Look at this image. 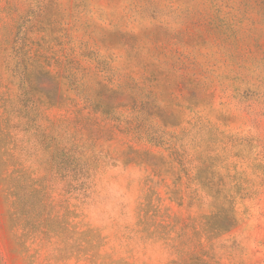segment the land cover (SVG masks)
<instances>
[{"label": "rangeland", "instance_id": "rangeland-1", "mask_svg": "<svg viewBox=\"0 0 264 264\" xmlns=\"http://www.w3.org/2000/svg\"><path fill=\"white\" fill-rule=\"evenodd\" d=\"M0 264H264V0H0Z\"/></svg>", "mask_w": 264, "mask_h": 264}]
</instances>
